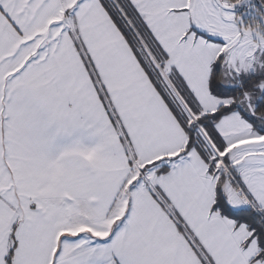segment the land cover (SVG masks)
I'll list each match as a JSON object with an SVG mask.
<instances>
[{
	"label": "snow or ice",
	"instance_id": "1",
	"mask_svg": "<svg viewBox=\"0 0 264 264\" xmlns=\"http://www.w3.org/2000/svg\"><path fill=\"white\" fill-rule=\"evenodd\" d=\"M0 264H264V0H0Z\"/></svg>",
	"mask_w": 264,
	"mask_h": 264
}]
</instances>
